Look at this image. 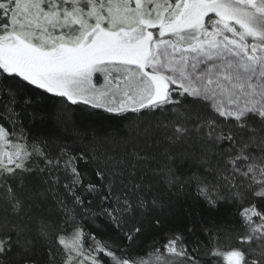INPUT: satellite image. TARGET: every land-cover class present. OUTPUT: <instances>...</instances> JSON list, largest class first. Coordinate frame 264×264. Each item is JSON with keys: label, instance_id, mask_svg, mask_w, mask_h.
<instances>
[{"label": "snow or ice", "instance_id": "obj_1", "mask_svg": "<svg viewBox=\"0 0 264 264\" xmlns=\"http://www.w3.org/2000/svg\"><path fill=\"white\" fill-rule=\"evenodd\" d=\"M0 264H264V0H0Z\"/></svg>", "mask_w": 264, "mask_h": 264}]
</instances>
